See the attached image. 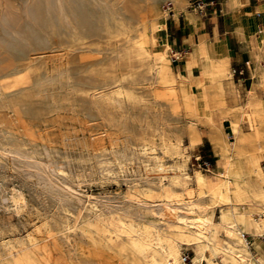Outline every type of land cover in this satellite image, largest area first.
Returning <instances> with one entry per match:
<instances>
[{"label":"rangeland","instance_id":"obj_1","mask_svg":"<svg viewBox=\"0 0 264 264\" xmlns=\"http://www.w3.org/2000/svg\"><path fill=\"white\" fill-rule=\"evenodd\" d=\"M149 5L151 20L168 28L173 0H0V257L146 264L161 224L152 208L188 202L195 186L179 184L195 172L219 188L215 150L204 136L192 148L184 135L176 141L181 109L164 106L163 86L130 50ZM191 236L177 238L190 259Z\"/></svg>","mask_w":264,"mask_h":264},{"label":"bare ground","instance_id":"obj_2","mask_svg":"<svg viewBox=\"0 0 264 264\" xmlns=\"http://www.w3.org/2000/svg\"><path fill=\"white\" fill-rule=\"evenodd\" d=\"M173 1L174 16L184 14L190 23L186 1ZM226 1L229 12H239L240 25L252 27L253 16L243 11L241 0ZM150 6L140 12L134 22L130 50L138 64L163 86L160 97L164 99V106L171 111L181 109L180 117L176 118L181 122L176 141L184 135L192 148L200 144L204 136L219 157L216 167L220 170L221 180L216 190L199 172L192 177L184 176V181L179 184L181 187L190 182L195 186L188 202L182 206L163 204L160 209L164 214L154 212L152 208V214L161 224L156 226L158 243L146 253L144 260L146 264H187L182 257L179 261L183 244L177 238L182 232L196 239L193 245L191 243V264H264L261 242L256 241L264 239V175L260 168L264 158V107L255 90L242 93L239 88L232 87L227 94L224 82L230 80L229 62L207 42L200 41L186 56L187 74L175 72L170 59H180V55L169 57V45L163 38L155 37L161 25L151 20ZM255 41L252 49L258 69L254 84L261 87L264 85V68H260L264 32L259 33ZM157 43L160 49L155 51L153 46ZM192 67L198 70L196 78L190 76ZM223 121L229 123V133L225 132ZM211 174L215 176V173ZM170 209L174 210L173 219L163 218L168 217L165 211ZM255 213L256 218L253 217ZM246 235L252 238L250 242ZM137 254L143 255L139 251ZM0 264H33L31 251H11L0 257Z\"/></svg>","mask_w":264,"mask_h":264},{"label":"crops","instance_id":"obj_3","mask_svg":"<svg viewBox=\"0 0 264 264\" xmlns=\"http://www.w3.org/2000/svg\"><path fill=\"white\" fill-rule=\"evenodd\" d=\"M209 1L211 4L207 6L202 16L194 17L191 12L187 11V18L191 21L190 23L187 22L184 14H179L177 17L172 15L173 19L169 27L166 28L164 37H159V39L164 38L169 45L172 57L180 55L178 62L182 63L181 68L175 72L187 74L184 67L186 56L193 51L194 46L199 45L200 41L207 42L212 50L229 62L231 81L226 80L224 82L226 92L232 87L239 88L242 93L255 90L262 107H264V92H262L261 87H255L254 84V75L258 69V64L252 49V45L256 44L255 38L259 33L264 32V0H241L243 11L253 16L252 27L240 25L238 22L239 12L237 10L229 12V3L226 0ZM261 56L260 68L262 69L264 68V53ZM193 68L195 67L190 69V76L196 78L199 74H193ZM233 68L244 71V76L240 79L243 83L246 82L247 78L250 79L249 87L241 89L240 85L232 79ZM195 69L197 70V68ZM246 74L248 75L247 78H245ZM259 242H261L260 252L264 254V239H259ZM256 256L258 257L259 254Z\"/></svg>","mask_w":264,"mask_h":264},{"label":"built area","instance_id":"obj_4","mask_svg":"<svg viewBox=\"0 0 264 264\" xmlns=\"http://www.w3.org/2000/svg\"><path fill=\"white\" fill-rule=\"evenodd\" d=\"M188 9L191 10V11H196V13L200 16L204 15L205 13V9L207 8V6H209V4H211V1L209 0H188ZM158 32H163L165 33L166 32V28H160ZM178 60L176 57H173V61H176ZM232 74L233 76H237L239 77H243L244 76V71L243 70H240V69H236V68H233L232 70ZM198 159H196L197 161ZM203 170L207 171L210 169V163L208 161H203L201 162V164H199ZM262 168H264V165H262ZM182 261L184 263H187V264H191V259L189 257V255L187 254H182Z\"/></svg>","mask_w":264,"mask_h":264}]
</instances>
